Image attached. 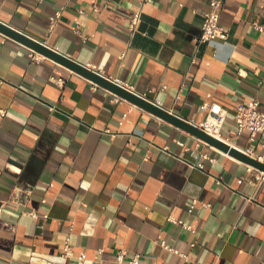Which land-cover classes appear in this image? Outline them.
I'll return each mask as SVG.
<instances>
[{"label":"crops","instance_id":"crops-1","mask_svg":"<svg viewBox=\"0 0 264 264\" xmlns=\"http://www.w3.org/2000/svg\"><path fill=\"white\" fill-rule=\"evenodd\" d=\"M207 1L144 2L133 33L138 0H0V21L189 122L219 105L221 136L264 163V131L251 142L232 120L252 97L264 111V0H224L226 38L198 42ZM29 49L0 32V264H264L247 163Z\"/></svg>","mask_w":264,"mask_h":264},{"label":"built area","instance_id":"built-area-1","mask_svg":"<svg viewBox=\"0 0 264 264\" xmlns=\"http://www.w3.org/2000/svg\"><path fill=\"white\" fill-rule=\"evenodd\" d=\"M150 0H138V5L134 8L128 18L127 29L130 33H133L138 25L141 16V5L144 2ZM224 0H208L207 8L201 13V25L200 32L197 38L198 42H206L213 38L225 39L227 36V31L225 27H223L219 23V13L221 11ZM259 17L254 18L250 21L251 27L256 31L264 30V2L259 4ZM61 9H57L53 15L49 16L48 28L51 29L56 21V19L60 16ZM77 25H75V28ZM28 55L34 61H38L42 58V56L36 51L29 49ZM93 70V69H92ZM60 79H56L58 81ZM1 82V79H0ZM122 87L132 91L128 85L125 83L117 82ZM144 96V95H140ZM115 99H120L119 96H114ZM2 111H0V115ZM226 119V111L222 109L219 105L211 104L207 106L206 114L197 122L193 123L196 127L201 129L203 132L211 135L215 138H218L222 141L228 143L226 139L221 136V128ZM233 123L235 125L236 134H240L242 131H247L248 140L253 142L256 135L264 131V111L259 108V101L256 97L249 98L245 101L238 102L234 107V112L232 116ZM201 143H204L203 140L198 139ZM176 143L182 145L180 141L176 140ZM206 143V142H205ZM165 148V147H164ZM248 154L247 150H242ZM203 158H208V156L204 153L200 154ZM259 158V157H258ZM212 160V158H209ZM194 166L202 168L201 163H195ZM248 167V176L252 181H263L264 182V171L255 168L249 164ZM241 179H238L240 181ZM216 182H220V177L215 178ZM196 200H193L192 203L188 206L187 211L192 212ZM203 206H207L206 203H200ZM167 220L180 224L186 230L192 232L191 226L179 219H175L172 216H167ZM1 225L7 227L10 230L14 229V224L8 221H2ZM70 251V242L69 237L66 236L63 240V255H67ZM82 255V254H81ZM79 255V258L81 257ZM124 257V251L120 250L116 254V264H122ZM130 264H137V255H134L130 260Z\"/></svg>","mask_w":264,"mask_h":264},{"label":"water","instance_id":"water-1","mask_svg":"<svg viewBox=\"0 0 264 264\" xmlns=\"http://www.w3.org/2000/svg\"><path fill=\"white\" fill-rule=\"evenodd\" d=\"M0 32L23 43L24 45L28 46L34 51L62 63L63 65L67 66L73 71L79 73L80 75L96 83L97 85L110 90L114 94L147 110L148 112L160 117L161 119L166 120L174 124L175 126L188 131L189 133L195 135L204 142L216 147L220 151L228 154L229 156H232L244 163L250 164L253 167L264 171V163L261 162L259 159L252 157L251 155L245 153L244 151L235 147L234 145H230L225 141H222L218 138L208 135L207 133L203 132L201 129L196 127L192 122H189L188 120L178 116L177 114L168 111L167 109L154 103L150 99L146 97H142L137 93L122 87L121 85L109 79L108 77L86 67L82 63H79L67 57L66 55L56 51L55 49L45 45L44 43H41L40 41H37L36 39L29 37L28 35L22 33L17 29H14L13 27L1 21H0Z\"/></svg>","mask_w":264,"mask_h":264},{"label":"bare ground","instance_id":"bare-ground-1","mask_svg":"<svg viewBox=\"0 0 264 264\" xmlns=\"http://www.w3.org/2000/svg\"><path fill=\"white\" fill-rule=\"evenodd\" d=\"M230 145H232L231 143H229Z\"/></svg>","mask_w":264,"mask_h":264}]
</instances>
